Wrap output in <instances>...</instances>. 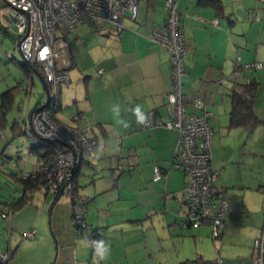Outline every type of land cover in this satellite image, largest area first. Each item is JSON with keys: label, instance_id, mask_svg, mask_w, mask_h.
Instances as JSON below:
<instances>
[{"label": "crops", "instance_id": "crops-1", "mask_svg": "<svg viewBox=\"0 0 264 264\" xmlns=\"http://www.w3.org/2000/svg\"><path fill=\"white\" fill-rule=\"evenodd\" d=\"M177 6L187 49L183 100L187 110L194 112L197 110L192 102L200 97L211 111L207 120L212 128V164L218 172L215 184L228 201L218 238L222 250L230 239L232 251L228 254L232 259L227 260L225 255L220 258L206 255L196 243L203 236L202 228L190 224L181 234L185 237L190 232L187 235L193 236V257L183 259L174 241L170 262L179 260L181 264L200 256L209 260L218 258L220 264H256L257 252L252 243L264 228V0H178ZM251 7L258 11L257 19L250 15ZM166 15L164 0H139L136 18L126 14L122 30L109 23L77 22L74 30L64 33H71L70 38L63 36V39L68 44L70 67L77 69L68 73L69 81L61 87L57 114L63 106L67 112L73 111L72 125L98 142L96 156L82 161L74 182L76 192L85 197L84 218L97 243L96 252L101 253L100 257L94 256L89 243L78 233L72 217L71 196L63 200L59 189L44 186L38 189L52 190L53 199L42 203L38 217L33 214L37 203L31 201L18 208L0 209L6 211L2 217L8 221L5 251H10L12 264H115L112 252L118 242L125 264L146 261L153 252L152 244L168 236L167 231L172 235L175 228H181L182 221L185 224L183 186L188 176L171 167L177 131L142 127L150 110L155 117H168L165 94L172 88L169 54L148 38L153 28L163 27ZM2 17L0 29L7 34L3 26V21L7 22L6 14ZM214 18L219 20L218 25L212 22ZM237 56L241 68L235 78L246 83L257 81L253 110L260 122L252 129L229 127L230 91ZM253 62H260L261 66H246ZM0 68L25 74L14 49L6 48L5 61L0 58ZM100 68L102 73L98 72ZM2 77L0 74L1 80ZM26 80L16 81L13 95L21 89L26 94L29 92L33 79L28 83ZM8 88L7 85L5 89ZM13 102L14 99L12 105ZM31 110L26 107L25 111ZM21 112V120L14 122L18 125L23 122L24 110ZM9 128L14 137L17 132L14 133L13 126ZM25 151L27 155L34 152L30 146ZM36 160L34 156L31 166ZM120 163H132V167L121 169ZM156 165L163 174L159 179L153 177ZM251 197L262 203L259 216L249 222L247 202ZM46 220L47 228L43 224ZM201 224L208 223H198ZM157 226L161 230L157 231ZM30 228L36 229L33 239L26 238ZM48 230L57 244L55 261H52L54 248L51 246L45 255L38 254L35 260L28 259L25 263L22 253L25 240L39 243L47 238ZM44 241L49 245L50 235Z\"/></svg>", "mask_w": 264, "mask_h": 264}, {"label": "built area", "instance_id": "built-area-1", "mask_svg": "<svg viewBox=\"0 0 264 264\" xmlns=\"http://www.w3.org/2000/svg\"><path fill=\"white\" fill-rule=\"evenodd\" d=\"M4 1L8 5L7 20L16 31L18 51L28 64L31 74L34 70L41 72L49 89V99L37 111L31 114L24 112L22 128L26 136L35 142L45 139L60 144L54 147L51 159L35 162L23 176L42 174L46 178L45 186L57 188L72 196L76 187L74 175L77 166L86 158L96 156L98 142L57 116L61 87L69 81L68 69L71 66L68 44L57 34V29L64 26L67 31H72L77 22H88L91 25L109 23L117 30H122L126 14L131 19L136 18L139 0ZM177 3L178 0H164L167 12L164 25L162 28H153L148 34L151 42L162 46L169 54L172 88L165 94L168 117H155L150 110L146 112L142 127H162L177 131L171 167L182 170L188 176L183 186L185 224L187 221L197 223L207 220L212 227V238H217L224 226L228 201L221 196L222 189L215 184L218 172L212 164V128L207 120L211 111L200 97L192 102L193 108L197 110L194 112L187 110L183 100L182 77L185 74L187 49ZM250 15L254 19L258 18L257 12L253 10H250ZM218 21L216 18L212 20L216 25ZM239 59L237 56L234 62V78L239 72ZM246 66L259 68L261 63L253 62ZM98 72L102 73V69H98ZM29 95L30 92L27 98ZM27 119L31 127L27 126ZM41 152L43 154L45 151ZM118 167L128 170L132 163H120ZM162 176L161 169L156 165L154 179ZM74 196L73 221L78 233L86 236L92 250L97 251V243L84 218L85 197L78 193ZM0 213L2 217L6 216L5 212ZM35 233L36 229L30 228L26 236L32 237ZM253 246L257 252L256 264H264V229L254 239ZM0 264H12L10 251L0 250Z\"/></svg>", "mask_w": 264, "mask_h": 264}, {"label": "rangeland", "instance_id": "rangeland-1", "mask_svg": "<svg viewBox=\"0 0 264 264\" xmlns=\"http://www.w3.org/2000/svg\"><path fill=\"white\" fill-rule=\"evenodd\" d=\"M255 5H257V4H255ZM250 10L254 11V7H251ZM7 12H8V5L6 4V2L4 0H0V19H1V21L4 20L2 16L4 14H6ZM6 19H7V17H6ZM84 24L87 25L88 22H84ZM89 24H91V23H89ZM3 26H5L7 28V34L5 33V31L0 29V49H1L0 58L4 59V61H5V50H6V48L10 49V51H13V49H14V54H15L16 60L21 62L23 58L17 49L16 31L14 29H12V26L8 20H7V22L3 21ZM78 27H80V26H78ZM80 28H83V27H80ZM65 32H67V30L64 26L58 27V29H57L58 35H61L62 37L65 36V37H67V39L70 38L71 33H69V34L66 33L64 35ZM15 45H16V48H14ZM12 65L16 67V65L14 63H12ZM9 67H11V66H9ZM76 69H77L76 67H73V68L70 67L68 69V73L71 74V72H75ZM8 70L9 71L7 72L5 69L0 68V74H1V76H3L2 80L0 78V90L2 89L1 90L2 93L6 90L5 87H7V85L9 87H12V91H13V87L15 86L16 81H18L20 78L21 79L27 78V80H26L27 83L30 82V80L32 78L33 84H30V87H29L30 88V95H29L28 100H27V96H26V95H28V93L26 94L25 90H23V89L19 90L17 93L14 94L13 105L7 111V113L5 115V117H6L5 125L0 128V134H1L0 135V202H2V203H0V208L4 207V205H5L4 202H17V201H20L21 199L25 201V199H27V201L33 202V204L37 203L36 204L37 209L35 210V213H33V214L38 217V215L41 214L39 210H40V206L42 205V203L46 202V200H48V199H50V201H52V199H53L52 192H51L52 190H46L45 191V189H35L30 193L32 195L27 194V196L21 197L23 195V186H22V183H21V180L19 177L20 176L24 177L23 176L24 172L31 170V168H32L31 163L34 160V156H36V154L34 151L31 155H27L28 153L25 151V149L27 150L28 147L31 146V141H29L27 139V137L24 136V135H26L24 131L21 133L18 132L20 129V126H18L17 123H15L13 125L14 130H15L14 133L17 132L14 137L11 136L12 133H11V131H9L10 130L9 127H11L14 120L20 119V117L22 115L21 111L24 110V112H25L26 107H29V109L31 110L36 105L43 104L46 100V94H45V91L42 87V84H41V81H40L38 75L35 74L34 71L32 72V74H30V76H27V75L25 76L24 73H20L21 71L19 73H17L16 71H14V69L12 70L11 68H9ZM16 75L18 76V78L19 77L20 78L17 79ZM40 75L42 78L41 72H40ZM43 81H44V79H43ZM45 85H46V88L48 90V95H49V89H48L46 82H45ZM38 106H40V105H38ZM67 110H66V107L63 106L62 110H58L57 115H59L58 117L61 120L65 121V122H70L72 124L71 117H72L74 112L73 111L67 112ZM22 124H23V122H22ZM29 126L31 127V125H29ZM6 135L8 137H6ZM5 140L6 141L9 140L10 142L7 144L5 142ZM12 142H14V143H12ZM9 145H11V146L9 147ZM10 148H12L13 150ZM7 152H11V154L9 153L10 154L9 157H8V154H6ZM35 162H37V160ZM17 163H19V164H17ZM79 167H80V163L78 164L77 169ZM77 169H76V171H77ZM45 183H46V181L44 179V183L41 185V187H44ZM47 193H49V194H47ZM45 196H47V198ZM67 197H68V194L62 193L61 199L65 200ZM27 201H25V202H27ZM247 203L250 205V213L248 214L249 215L248 220L250 222L256 216H259V211H261V203L262 202H258V200H256L254 197H251L250 202H247ZM116 216L117 215H114L113 217H116ZM239 218H245V217L239 216ZM157 220L158 219L154 220L153 222L156 223ZM7 223H8L7 219L2 218L1 213H0V250L1 251H5L7 248V236H8V234H7L8 224ZM39 224H41V226H42L41 219H39ZM43 224L45 225V228H47V226L49 224L48 220H46V222H44ZM35 226H37V225H35ZM191 226L195 227V228H199V227L202 228L201 232L203 233V236H201L200 240L196 241V243L199 247L202 248V250H204L206 255H212L213 254L214 255L213 257H219V258L222 257L223 255H225V258L227 257V260H230V259H228V258H231V256H232L231 254H228V253H230L229 251H232V247L229 246L230 245V239H229L227 246L224 247L222 250L221 239L218 237L214 238V239L212 238V236H213L212 235V227H211L210 223L198 225V223L194 222ZM188 228H190V227L185 225L182 221L181 222V228H178V229L175 228L172 235H170L169 232L167 231L168 236L165 235L163 240H157V243L152 244L153 252H152L151 256H149L145 259L146 261H141V259H140L136 263H133V264H151V263L152 264H180V263H178L179 260L178 261L176 260V262L174 260H173V262H170L171 258H172V252L174 249L173 248L174 241L176 244H178L179 252L182 255H184L183 259H185L186 257L190 258V256L193 257L192 256L193 255L192 253L194 252L192 250L194 247L193 236L187 235L190 232H186L185 237H183L181 234V232L183 233V229H188ZM156 229H157V231L161 230V228L158 226ZM205 230H207V232ZM48 231H49V233L47 234V238H48V235H50L51 240H52V242L50 241L51 243L49 242V245L46 244V242L44 241L47 238L42 239L41 242H39V243L34 242V241H30V240H25V242L22 245V247H23L22 253L24 255L23 259H24L25 263H26V261H29L28 259L35 260V258H36L35 256H37L38 254L41 255L44 253V255H45L48 252V250H50L51 246L54 248L52 261H55V259L57 257L56 256L57 244H56L50 230H48ZM159 235L164 236L162 231H159ZM26 238L27 239H33L32 237H26ZM82 238L88 244L87 237L83 235ZM119 245H120V243L118 242L116 248L112 252V256L114 257L115 264H125V255H124V253H122V249H120ZM252 245H253V243H252ZM217 249H218V251H217ZM100 253H101L100 250L98 252L93 250V254L96 257H100ZM233 255H236V254H233ZM183 259H181V260H183ZM181 264H194V263L191 262V260H188L185 262L183 261V263H181Z\"/></svg>", "mask_w": 264, "mask_h": 264}, {"label": "trees", "instance_id": "trees-1", "mask_svg": "<svg viewBox=\"0 0 264 264\" xmlns=\"http://www.w3.org/2000/svg\"><path fill=\"white\" fill-rule=\"evenodd\" d=\"M20 64L22 68L24 69L25 75L30 76L31 70L29 66L23 61V59L20 62ZM238 67L239 69L241 68L240 66ZM37 73H39L40 75L39 70H37ZM256 88H257L256 80L246 83V82L238 81L237 78H233V84H232L231 91H230L232 104H231L230 116H229V127H243V128L252 129L254 126H256L260 122V120L258 119V117L256 116L253 110V98L256 92ZM29 92H30V89H29ZM13 99H14V95H13L12 88L10 87L1 94V97H0V128L5 125V121H6L5 115L7 111L10 109ZM14 122L12 126L15 124ZM18 126H20V129L18 132L19 133L23 132L24 130L22 128V125L19 124ZM28 139L31 141L30 148L33 149V151H35L37 161L49 160V158L51 159V156L53 155L54 147H56L57 145H60L58 142L51 141V140L43 139L40 142H35L29 137ZM41 150H44L45 152L42 154ZM6 154H8V157L10 156L9 152H7ZM19 178L23 186V195L21 197H25L27 196V194L30 195V193L33 190L41 187V185L44 183V179H46L42 174L29 175L27 177L20 176ZM76 190L77 189L75 187L74 192H72L73 194L71 196L72 204L74 203L73 202L74 197H75L74 195L77 193ZM25 201H27V199H25ZM25 201L21 199L20 201H17V202H4L5 204L4 206H7L9 208H18V207H21ZM72 217H73V213H72ZM202 222L209 223L207 220H200L197 223H202ZM193 223L194 222L187 221L186 225H190ZM221 232L218 235V237L221 235ZM191 261H193L196 264H220L218 258H216L215 260H209V259H204L200 256L192 259Z\"/></svg>", "mask_w": 264, "mask_h": 264}, {"label": "water", "instance_id": "water-1", "mask_svg": "<svg viewBox=\"0 0 264 264\" xmlns=\"http://www.w3.org/2000/svg\"><path fill=\"white\" fill-rule=\"evenodd\" d=\"M238 11H240V10H238ZM240 12H241V11H240ZM241 13H242V12H241ZM242 17L245 18V17H246L245 14L242 15ZM34 72H35V74L38 75V77H39V79H40V81H41V84H42V86H43V88H44V90H45L46 100H48V99H49V95H48V90H47V88H46L45 82L43 81V79L41 78V75H39V73H37L36 70H34ZM40 107H41V106H38V107L34 108L33 110H31V113H32L34 110L37 111Z\"/></svg>", "mask_w": 264, "mask_h": 264}, {"label": "clouds", "instance_id": "clouds-1", "mask_svg": "<svg viewBox=\"0 0 264 264\" xmlns=\"http://www.w3.org/2000/svg\"><path fill=\"white\" fill-rule=\"evenodd\" d=\"M136 111H137V113H139V109H137ZM29 113L31 114V111H30ZM142 119H143V118L141 117V120H142Z\"/></svg>", "mask_w": 264, "mask_h": 264}]
</instances>
